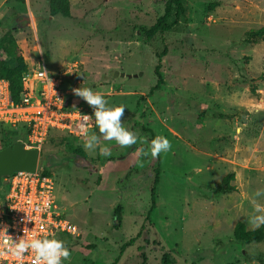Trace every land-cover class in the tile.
Returning a JSON list of instances; mask_svg holds the SVG:
<instances>
[{"label":"rangeland","instance_id":"1","mask_svg":"<svg viewBox=\"0 0 264 264\" xmlns=\"http://www.w3.org/2000/svg\"><path fill=\"white\" fill-rule=\"evenodd\" d=\"M167 1L69 0L68 18L52 15L47 0H0V39L11 30L30 65L45 60L109 106L126 105L123 125L148 141L121 148L101 136L112 153L101 156L84 138L49 136L39 168L79 229L63 264H162L165 252L172 264H264V240L235 235L239 221L253 229V201L264 206L255 196L264 191V40L246 41L264 26V0H184L185 17L148 37L141 27H152ZM157 134L171 150L138 156ZM21 138L23 128L0 122V149ZM232 172L235 190H219Z\"/></svg>","mask_w":264,"mask_h":264},{"label":"built area","instance_id":"2","mask_svg":"<svg viewBox=\"0 0 264 264\" xmlns=\"http://www.w3.org/2000/svg\"><path fill=\"white\" fill-rule=\"evenodd\" d=\"M72 69L77 64L72 63ZM69 74L49 69L45 60H38L22 74L19 101L12 97L11 83L0 77V122L25 130L27 148L42 149L54 131L72 137L84 138L81 128L96 132L94 111L84 105L82 97L72 90L79 88L81 80L69 81ZM19 126V127H18ZM55 179L39 167L35 171L18 170L3 176L0 185V229L16 239L24 235L37 238H59L77 235L76 224L65 217L54 198ZM27 212L32 220L25 223ZM5 233L0 230V249ZM34 253L25 254L17 261L7 252L0 256V264H31Z\"/></svg>","mask_w":264,"mask_h":264},{"label":"clouds","instance_id":"3","mask_svg":"<svg viewBox=\"0 0 264 264\" xmlns=\"http://www.w3.org/2000/svg\"><path fill=\"white\" fill-rule=\"evenodd\" d=\"M77 96L84 100L94 109V117L99 135L91 132L86 127L81 128V134L84 136L83 146L86 151L99 149L101 156H110L111 149L107 146H101L100 137L104 140H115L121 148L132 147L138 143L147 144L145 137L140 136L138 132L126 128L122 123L126 105L109 106L108 101L103 94L93 91L90 87H79L72 90ZM172 148L171 141L162 134H157L150 142L148 149L140 148L137 150L138 156L156 159L162 153L167 154ZM256 197L264 196V191H257ZM254 203V213L248 218V223L253 229L264 225V206ZM22 210V209H20ZM24 211V210H22ZM25 212V211H24ZM24 217L25 223L32 220L31 216ZM24 228V235L13 239L3 228L5 233L3 238V248L0 249V256L5 252L14 257L17 261H23L25 254L34 253L31 264H63V261L69 260L71 252L63 240L57 238H37L35 235L29 236Z\"/></svg>","mask_w":264,"mask_h":264},{"label":"trees","instance_id":"4","mask_svg":"<svg viewBox=\"0 0 264 264\" xmlns=\"http://www.w3.org/2000/svg\"><path fill=\"white\" fill-rule=\"evenodd\" d=\"M52 15L61 14L64 17L70 18L72 16L69 0H47ZM187 7L184 4V0H168L165 7V13L163 16L158 18L156 23L148 28L141 27V31L144 32L148 37L153 36L157 32H166L179 22L181 16L185 17ZM187 19V16H186ZM260 40H264V26L250 30L247 32V42L255 43ZM49 54V53H48ZM159 60L162 61L163 53L158 54ZM29 63L24 59L21 48L13 35L11 30H8L0 39V77L7 78L11 83L12 97L14 100L19 101L22 90V74L28 68ZM156 72L159 75V86L162 83L161 75L159 74V66L156 67ZM255 92V87L251 88ZM19 130V129H18ZM68 136H62L57 138L59 144L68 143ZM22 139V138H21ZM11 142H7L3 145L6 146ZM43 148V147H42ZM42 151V150H41ZM44 155V152L41 153ZM45 174L51 175L49 171L42 170ZM159 167L156 168V177L153 185L152 195V208L155 207V186L159 181ZM234 172L227 174L221 183L218 184L217 188L224 192H231L235 190V186L231 184V180L234 179ZM150 209V210H151ZM117 215L121 211V207L118 206L115 209ZM152 211V210H151ZM236 238L243 241L244 243H256L264 240V225L256 229H248L244 222L239 221L235 226ZM71 235H62L58 239L66 240ZM71 239V238H70ZM135 241V238H131L124 244V247L131 246ZM162 264H172L170 254L165 252L162 255Z\"/></svg>","mask_w":264,"mask_h":264},{"label":"water","instance_id":"5","mask_svg":"<svg viewBox=\"0 0 264 264\" xmlns=\"http://www.w3.org/2000/svg\"><path fill=\"white\" fill-rule=\"evenodd\" d=\"M41 149L27 148L18 140L0 149V185L3 176L18 170L35 171L39 167Z\"/></svg>","mask_w":264,"mask_h":264},{"label":"crops","instance_id":"6","mask_svg":"<svg viewBox=\"0 0 264 264\" xmlns=\"http://www.w3.org/2000/svg\"><path fill=\"white\" fill-rule=\"evenodd\" d=\"M124 157H125V158H127V157H128V155H125ZM124 157H123V158H124Z\"/></svg>","mask_w":264,"mask_h":264}]
</instances>
